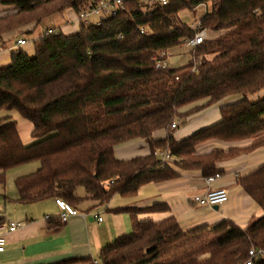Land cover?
Returning a JSON list of instances; mask_svg holds the SVG:
<instances>
[{
  "label": "trees",
  "instance_id": "1",
  "mask_svg": "<svg viewBox=\"0 0 264 264\" xmlns=\"http://www.w3.org/2000/svg\"><path fill=\"white\" fill-rule=\"evenodd\" d=\"M99 1L0 0L9 6L0 15V43L7 33L17 31L15 39L31 34L55 14ZM200 6L205 12L198 22L207 38L190 49L187 64L156 68L160 52L169 53L194 34L180 13ZM32 45V55L20 49L0 67V186L11 169L37 163L13 181L22 204L61 199L75 209L85 202L103 205L114 195L131 197L146 184L178 177L155 150L168 151L179 168L208 177L222 173L217 162L264 146V96L250 98L264 89V0H168L146 12L138 0H125L99 26L81 24L71 34L43 31ZM198 59L208 65L201 73L195 69ZM215 105L218 122L180 140L174 137L172 123ZM12 112L31 124L29 144L22 142ZM160 129L166 136L154 138ZM136 138L147 143V155L114 156L116 145ZM245 139L252 141L196 153L209 140ZM236 183L262 212L244 228L224 219L184 231L172 215L138 221L127 208L131 232L103 247L96 259L53 264H242L251 248L264 249V163ZM79 188L83 195H77ZM144 211L168 212L169 207L156 203ZM51 220L53 226L61 224L58 217Z\"/></svg>",
  "mask_w": 264,
  "mask_h": 264
},
{
  "label": "crops",
  "instance_id": "2",
  "mask_svg": "<svg viewBox=\"0 0 264 264\" xmlns=\"http://www.w3.org/2000/svg\"><path fill=\"white\" fill-rule=\"evenodd\" d=\"M8 8V5L0 3V15L4 14ZM65 12L68 13V18H66L65 25L61 24V31L64 34L74 33L79 27L75 24H66L73 17V10ZM28 29L30 26L23 28L24 31ZM17 35V31L5 34L0 47L5 50L10 44L12 46ZM32 35L33 33L18 37L33 41L36 38H30ZM30 45L34 49L33 45ZM27 47H24L25 51L28 50ZM177 48L187 49L181 46ZM9 57L10 54L6 51L0 54V60H3L0 67L9 63ZM218 108L219 105H215L187 117L181 121L183 125L179 128L176 121L174 137L180 140L199 129L218 122L220 117ZM16 125L19 132L17 121ZM166 134L165 129H160L153 133V137L163 138ZM31 140L30 136L27 144ZM251 141V139H245L229 144L218 140H209L199 144L196 147V153H206L213 148L225 149L230 145L247 146ZM148 153L149 147L142 138H136L114 147V156L122 160ZM263 163L264 146L258 147L250 153L219 161L216 163V168L222 173L210 183L206 182V177L200 170L181 169L175 163L171 167L179 174L178 177L146 184L138 190L136 195L131 197L114 195L103 205L82 203L76 208L78 214L70 216L59 226H53V220H51L52 218L56 220L60 214L54 199L22 204L17 201L14 186L9 185L7 188L0 186V236L6 240L4 250L0 252V264H53L69 258L86 256L96 259L103 247L112 243L117 237L131 232L132 219L127 208H133L138 221H158L172 215L184 231L198 226L210 228L224 219H229L244 228L251 220L261 216L262 212L253 199L236 183V179L238 176L248 174ZM35 164L29 170L30 172L36 169L37 165ZM30 172H21L14 179ZM214 188L227 190L228 199L223 205L214 208L202 206L193 201L194 196L202 195ZM156 203H165L169 207V211H144L145 208ZM48 217H50V221L46 220ZM98 217H101L102 220L98 221ZM8 222L18 223L19 227L14 231H8L3 226Z\"/></svg>",
  "mask_w": 264,
  "mask_h": 264
},
{
  "label": "built area",
  "instance_id": "3",
  "mask_svg": "<svg viewBox=\"0 0 264 264\" xmlns=\"http://www.w3.org/2000/svg\"><path fill=\"white\" fill-rule=\"evenodd\" d=\"M125 0H100L99 2H91L85 8L79 9L77 11H73L74 15L67 21L69 25H77L78 27L83 25H94L99 26L106 20L113 18L119 9L122 8L123 3ZM146 5L143 7L141 3L138 1L143 12H146L152 9L155 5H165L167 4L168 0H144ZM191 28L194 29V34L192 37H186L181 40L179 46L193 49L194 47L202 44L204 40L207 38V31L204 29L199 22L193 23L190 25ZM62 28H47L44 31L45 35L56 34L57 32H62ZM32 44V41L25 39L24 37H18L15 39L14 44L5 50L0 47V54L4 51L8 52L9 54L17 52L20 49H24V47ZM169 55L167 52H160L157 57L154 58L156 68L166 69L169 68L167 63ZM176 124L172 123L171 128H175ZM159 158L162 163L173 165L175 164L178 159L172 156L168 151H160L155 150L154 152ZM219 174H215L213 176L206 177V182L210 183L215 178L219 177ZM228 199V193L226 189L223 188H214L209 189L202 195H197L193 197V201L202 206H221L223 205ZM55 203L60 210V214L58 219L61 223H64L70 216H74L78 214V211L67 202L56 199ZM102 218L98 217V221H101ZM3 226L8 231H14L19 227L18 223L15 222H8L4 223ZM6 244V240L3 236H0V252L4 250V246ZM249 258L247 261L243 262L242 264H254V259H264V249H254L251 248L248 251Z\"/></svg>",
  "mask_w": 264,
  "mask_h": 264
},
{
  "label": "rangeland",
  "instance_id": "4",
  "mask_svg": "<svg viewBox=\"0 0 264 264\" xmlns=\"http://www.w3.org/2000/svg\"><path fill=\"white\" fill-rule=\"evenodd\" d=\"M141 3V6H145L146 2L144 0H139ZM205 8L203 6H200L197 8L195 12H190V11H182L180 13V18L182 21H184L186 24L191 25L193 23H196L199 18L204 14ZM66 18H68V13L63 12L61 14H55L46 20H44L42 23L38 25V27L35 29L33 32V35L30 38H37L41 35L43 31H45L47 28H59L61 24H64L66 21ZM67 24V22H66ZM65 25V24H64ZM21 30H23L21 28ZM15 41H13L12 44H14ZM31 45L29 44L27 47V51L30 55L33 54V49L30 47ZM11 47V44L8 46V48ZM177 50V51H176ZM190 49H181V48H176L173 49L171 52H169V57L167 59V63L169 65V68H178L180 66H183L187 64L191 60V53ZM174 53V54H171ZM3 62V60H0V63ZM195 69L197 70L198 73H201L202 70L208 69L207 63L204 64V61L201 59H198L196 62ZM257 96H264V89L260 91L259 93L251 96V99L257 98ZM11 115L13 116V120L17 121L19 132H20V138L23 141V143L27 144L30 140V129H31V124L21 118L17 113L12 112ZM261 119L264 121V117L262 116ZM178 128L183 125V122L177 121ZM34 163H28L24 164L21 166H18L14 169H11L8 171L6 174V182H5V187L7 188L9 185L14 186L13 184V179L17 174H20L21 172H30L29 170L32 169ZM37 165V163L35 164ZM32 172V171H31ZM84 191L82 188H79L77 190V195H83ZM104 208V207H103Z\"/></svg>",
  "mask_w": 264,
  "mask_h": 264
},
{
  "label": "water",
  "instance_id": "5",
  "mask_svg": "<svg viewBox=\"0 0 264 264\" xmlns=\"http://www.w3.org/2000/svg\"><path fill=\"white\" fill-rule=\"evenodd\" d=\"M214 208H217V206H214Z\"/></svg>",
  "mask_w": 264,
  "mask_h": 264
}]
</instances>
